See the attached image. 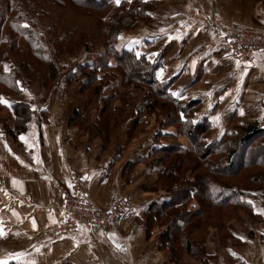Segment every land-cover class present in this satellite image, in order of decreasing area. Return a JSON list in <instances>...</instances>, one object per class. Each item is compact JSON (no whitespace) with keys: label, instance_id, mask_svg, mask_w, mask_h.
<instances>
[{"label":"crops","instance_id":"0c3cea01","mask_svg":"<svg viewBox=\"0 0 264 264\" xmlns=\"http://www.w3.org/2000/svg\"><path fill=\"white\" fill-rule=\"evenodd\" d=\"M155 2L151 17L125 33L123 42L157 65L156 81L171 83L170 95L180 94L172 95V102L196 104L191 122L208 126L207 143L224 137L236 122L243 128L264 126V51L256 66H237L212 22L217 17L226 27L264 29V0ZM122 79L109 80L96 104L83 80L63 77L58 87L45 89L42 99L32 95L39 91L36 83L28 94L32 117L19 133L17 114L0 109V227L7 233L0 238V257L8 264H264V190L242 198L252 201L249 211L207 227L200 256L183 254L179 262L170 261L173 253L160 237L164 227L151 209L166 198L157 184L162 168L145 159L158 141L190 149V140L167 123L169 117H186L178 109L174 116L166 111L164 98L150 112L145 91L125 87ZM110 95L117 97L114 120L110 133L103 134L101 110ZM73 173L87 177L89 201L99 210L131 200L137 211L122 223L121 236L82 227L59 235L47 232L62 219L67 177Z\"/></svg>","mask_w":264,"mask_h":264},{"label":"trees","instance_id":"16d2710c","mask_svg":"<svg viewBox=\"0 0 264 264\" xmlns=\"http://www.w3.org/2000/svg\"><path fill=\"white\" fill-rule=\"evenodd\" d=\"M69 1L75 6V13L96 18L102 28L101 34L106 35V38L102 37L101 50L94 48V42L85 40L87 49L92 50L87 53V58L78 55L74 43L67 42L65 46L61 35L51 34L49 38L43 35L44 38L39 39L32 15L28 17L18 7L17 10L12 0H0V97L11 104L8 107L0 103V109L5 107V111L11 109L17 114L16 133L26 129L32 107L22 99L26 89L23 81L27 78L31 84L38 75H44L42 77L52 88L58 87L63 77L83 80L84 90L90 91L92 104L99 103L116 75L122 76L125 87L145 91L150 112H154L155 105L164 98L167 101L164 109L168 106L166 111L174 116L178 109L186 117V120L178 118L174 121L169 117L167 123L177 126L190 140L191 147L185 149L176 143L160 145V137L156 136L158 142L145 161L152 160L150 164L162 168L157 184L166 198L161 205L151 209L164 227L160 237L173 253L171 262H179L183 254L200 256L204 251L203 233L207 227L219 226L221 222L235 218L241 210L249 211L252 204L242 198L248 197L252 190H264V126L251 124L243 128L236 122L224 137L207 143L208 126L191 122L196 104L172 102L171 83L155 79L157 65L146 55L137 58L136 50L119 38L121 29H132L138 22L151 17L149 14L156 9L155 0H128L119 6L115 0ZM89 7L92 9H85ZM81 8L85 11L79 10ZM24 24L29 27H23ZM77 41H81V37ZM20 55L25 58L17 60ZM67 56H71V61L63 62ZM74 57H78L77 60ZM7 61L12 65L9 72L4 70ZM116 99L112 95L103 99L100 123L103 134L110 133L112 128ZM141 124L143 121L135 124L136 128Z\"/></svg>","mask_w":264,"mask_h":264},{"label":"built area","instance_id":"2783aa9c","mask_svg":"<svg viewBox=\"0 0 264 264\" xmlns=\"http://www.w3.org/2000/svg\"><path fill=\"white\" fill-rule=\"evenodd\" d=\"M212 22L224 36L234 59L242 64L256 66L258 53L264 51V30L261 27L246 28L243 25L226 27L217 17H213ZM67 179L70 189L65 191L64 204L60 208L62 219L50 229L69 233L82 227L91 232L121 236L122 223L127 218H133L137 211L131 200L122 198L112 209L97 210L87 201L85 186L89 185L88 180L79 173L70 174ZM60 231L54 230L53 233Z\"/></svg>","mask_w":264,"mask_h":264},{"label":"rangeland","instance_id":"374dc122","mask_svg":"<svg viewBox=\"0 0 264 264\" xmlns=\"http://www.w3.org/2000/svg\"><path fill=\"white\" fill-rule=\"evenodd\" d=\"M12 1L13 3L15 2L17 10L19 8L20 11L21 12L23 11L28 17H29V14H31L32 18L36 20L35 27L37 28L36 32H37V36L39 39L44 38L43 35H47V38H49L48 36H50L51 34H54L55 37H57V35H61V38L63 37L61 39V42H64L63 44L65 46L67 42L71 44L74 43L73 45L74 50H76L77 48L78 55L82 56L83 58H87V55H88L87 53H90L92 51V50L87 49V45L85 44L86 39L87 41L89 40V41L94 42V45H95V46L93 45L94 48L100 49V50L102 49V45H103L102 37L106 38V35L104 33L101 34L102 28L98 26L97 19L94 17L87 16V15L84 16V15H79L78 13H75L74 11H76V8L74 5H71L69 0H12ZM85 9L91 10L92 8L89 7ZM85 9L81 8L79 10L85 11ZM245 27L246 28H256V27H248V26H245ZM134 28L129 29V30L121 29L122 31H120L119 38L122 37L125 33L128 34L129 32H132L131 30H134ZM50 30H51V33H50ZM80 37H81V41H77V39ZM111 42L114 43L113 41ZM90 45H91V42H90ZM53 53H55V50H53ZM23 58H25V56L20 55L19 58H16V59L22 60ZM73 59H75V57ZM62 61L63 62L71 61V56L64 57ZM4 65H8L9 69L11 70V67H12L11 62H8V61L4 62ZM6 72H9V71H6ZM42 76L44 75H38L36 78L33 79L31 84L28 82L27 78H24L23 82L26 84H24L23 86L26 89L24 90V94L22 98L23 100L32 104L33 98L29 99L28 94L31 92L30 88L35 87L36 83L39 86V91L35 90V92H33L32 95L33 94L36 95L37 93L38 94L37 97L39 99H42V94H45V89L47 87H49L50 89L52 88L51 83L48 81L46 82L45 78H43ZM122 128L124 131L125 130L124 124ZM88 183L89 185L87 184V186H85L86 193H87V201L91 207L97 209L94 205H91L89 201L88 196H89V191H90L89 189L90 182ZM69 189H66V192L69 191ZM54 230L60 231L59 229H48L47 232L53 233ZM65 233L60 231V232H55L54 235L65 234ZM198 236L200 237V235ZM0 258L7 259V257L5 256H2Z\"/></svg>","mask_w":264,"mask_h":264},{"label":"snow or ice","instance_id":"6c2138e0","mask_svg":"<svg viewBox=\"0 0 264 264\" xmlns=\"http://www.w3.org/2000/svg\"><path fill=\"white\" fill-rule=\"evenodd\" d=\"M115 3L117 4V6H119L120 3H121V0H115ZM149 15H151V14H149ZM23 27L27 28V27H29V25L24 24ZM161 31H164V30L161 29ZM120 39H123V37H120ZM135 55L137 56V58H139L141 56V53L139 51H137L135 53ZM239 63L240 62L237 61V66H239ZM4 68H5L6 71H10L8 65H4ZM160 78H161V80L163 82V69H161ZM172 95L178 97L180 94L178 92H172ZM0 103H3V104H5L8 107H11L10 102L8 100L4 99L3 97H0ZM241 115H243V111H241ZM192 122L195 123V121H192ZM20 139L24 140L25 143H27V140H26V138L24 136H21ZM9 151H11V149H9ZM21 163H23V161H21ZM85 178H87V177H85ZM15 184H16V181L13 180V185H15ZM248 203L252 204V201H248ZM253 207H254V205H253ZM14 214H16V213L14 212ZM260 214L264 215V211H261ZM33 227H35V221H33ZM6 235H7V233L4 231V229L2 227H0V238L5 237ZM12 258L13 259H19V256L18 255H14ZM0 264H8V260L0 259Z\"/></svg>","mask_w":264,"mask_h":264}]
</instances>
